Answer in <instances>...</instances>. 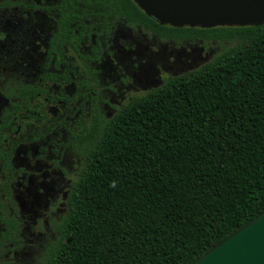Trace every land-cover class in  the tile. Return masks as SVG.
I'll list each match as a JSON object with an SVG mask.
<instances>
[{"label":"trees","instance_id":"1","mask_svg":"<svg viewBox=\"0 0 264 264\" xmlns=\"http://www.w3.org/2000/svg\"><path fill=\"white\" fill-rule=\"evenodd\" d=\"M11 6L43 12L52 28L38 81L0 82L7 100L0 110V236L19 232L10 183L22 134L38 138L45 102L93 92V65L117 24L163 41H212L219 51L109 117L94 106L85 121L65 127L79 166L41 264H191L264 210V22L161 25L133 0L0 1Z\"/></svg>","mask_w":264,"mask_h":264},{"label":"rangeland","instance_id":"2","mask_svg":"<svg viewBox=\"0 0 264 264\" xmlns=\"http://www.w3.org/2000/svg\"><path fill=\"white\" fill-rule=\"evenodd\" d=\"M15 1L49 4L53 0ZM51 28V20L37 9L0 7V82L4 78L38 81ZM218 51L219 46L212 41H163L137 27L117 24L109 45L93 65V92L71 103L45 102L48 120L38 129V138L23 133L26 139L13 151L10 189L19 232L9 240L10 236H0V264H41L54 234L53 224L63 212L65 193L79 166V157L66 144L65 127L85 121L94 106L109 117L130 97L160 84L162 78L198 67ZM50 88L54 92L55 86ZM72 92V84L64 87V95ZM6 103L0 93V110Z\"/></svg>","mask_w":264,"mask_h":264},{"label":"water","instance_id":"3","mask_svg":"<svg viewBox=\"0 0 264 264\" xmlns=\"http://www.w3.org/2000/svg\"><path fill=\"white\" fill-rule=\"evenodd\" d=\"M161 25L210 28L264 22V0H133ZM191 264H264V210Z\"/></svg>","mask_w":264,"mask_h":264}]
</instances>
